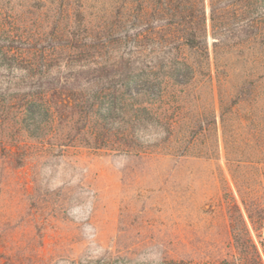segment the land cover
I'll use <instances>...</instances> for the list:
<instances>
[{"label":"trees","instance_id":"trees-1","mask_svg":"<svg viewBox=\"0 0 264 264\" xmlns=\"http://www.w3.org/2000/svg\"><path fill=\"white\" fill-rule=\"evenodd\" d=\"M263 8L264 0H0V69L16 66L34 82L0 83L4 169L70 147L223 156L231 182L221 175V206L236 253L224 264H264V111L255 127L254 111H240L245 87L264 80ZM246 27L250 35L233 36ZM41 212L21 232L5 224L0 264H57ZM124 255L108 251L92 264H129ZM158 264L188 262L165 254Z\"/></svg>","mask_w":264,"mask_h":264},{"label":"rangeland","instance_id":"rangeland-1","mask_svg":"<svg viewBox=\"0 0 264 264\" xmlns=\"http://www.w3.org/2000/svg\"><path fill=\"white\" fill-rule=\"evenodd\" d=\"M207 12L209 17L208 1ZM24 30L16 27L15 35ZM252 31L236 29L233 36L244 38ZM16 41V45L38 44ZM213 41L210 34V47ZM260 42L264 46V36ZM49 43L40 42L44 47ZM130 49L124 46L112 55ZM247 57L251 58L248 52ZM63 70L64 76L68 69ZM0 81L23 90L34 85L16 66L1 68ZM240 99L241 112L254 111L255 127L264 111V80L257 89L248 84ZM221 175L231 182L223 156L208 160L159 149L147 154L56 149L13 173L0 160V232L10 231L7 223L21 232L20 223L43 209L40 219L51 221L42 228L46 253H52L57 264H92L93 257L108 251L122 252L129 264H158L165 254L188 264H224L236 253L221 206ZM29 190L34 197H28Z\"/></svg>","mask_w":264,"mask_h":264}]
</instances>
